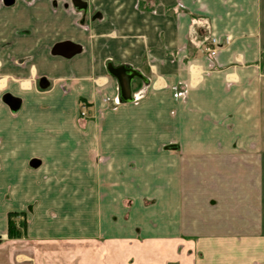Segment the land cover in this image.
Listing matches in <instances>:
<instances>
[{
	"label": "crops",
	"instance_id": "obj_1",
	"mask_svg": "<svg viewBox=\"0 0 264 264\" xmlns=\"http://www.w3.org/2000/svg\"><path fill=\"white\" fill-rule=\"evenodd\" d=\"M75 1L0 0V255L13 214L34 247L264 264V0Z\"/></svg>",
	"mask_w": 264,
	"mask_h": 264
},
{
	"label": "rangeland",
	"instance_id": "obj_2",
	"mask_svg": "<svg viewBox=\"0 0 264 264\" xmlns=\"http://www.w3.org/2000/svg\"><path fill=\"white\" fill-rule=\"evenodd\" d=\"M18 217L15 215L12 221L17 227L16 234L19 237L9 240L21 241L13 244V246H9L6 253L0 255L1 264H13L11 261L13 251L18 253L16 264H96L99 259L101 263L106 262L109 253L112 254L113 260H116V264H125L126 259L129 257V253L125 251L124 246L118 245L114 247L108 246L105 243H51L40 244L34 247L29 242L22 241L26 237L25 225L22 222H20V226L16 224V222L18 223ZM2 243L0 241V244Z\"/></svg>",
	"mask_w": 264,
	"mask_h": 264
},
{
	"label": "water",
	"instance_id": "obj_3",
	"mask_svg": "<svg viewBox=\"0 0 264 264\" xmlns=\"http://www.w3.org/2000/svg\"><path fill=\"white\" fill-rule=\"evenodd\" d=\"M15 0H4V4L6 6H12L14 5ZM74 5L76 7L79 8L80 11H85L87 9V4L82 3V1H75ZM81 52V47L76 46L72 43H62L57 45L54 48L53 54L54 55H61L63 57L66 58H72L73 56H75L76 54H79ZM44 82L41 83V87L42 88H47L48 87V83L47 84H43ZM122 88L125 91L126 94H128L129 97L126 98L127 101H132V99L130 98V91H131V85L130 83L128 84V82H122ZM4 102L10 107L12 112H17L20 109L21 106V100L16 99L10 95H6L4 97ZM40 165L39 161H33V163H31V166L33 168H36Z\"/></svg>",
	"mask_w": 264,
	"mask_h": 264
},
{
	"label": "trees",
	"instance_id": "obj_4",
	"mask_svg": "<svg viewBox=\"0 0 264 264\" xmlns=\"http://www.w3.org/2000/svg\"><path fill=\"white\" fill-rule=\"evenodd\" d=\"M15 215H10V219H9V226H8V238L9 239H14L15 237H19L18 234H16V225L13 223L12 221V218L14 217Z\"/></svg>",
	"mask_w": 264,
	"mask_h": 264
},
{
	"label": "built area",
	"instance_id": "obj_5",
	"mask_svg": "<svg viewBox=\"0 0 264 264\" xmlns=\"http://www.w3.org/2000/svg\"><path fill=\"white\" fill-rule=\"evenodd\" d=\"M212 44L214 46H217V47H221V44L218 43L216 40H212ZM208 52L210 53L211 57H216L217 53H218V49H208ZM83 116H85V113H83Z\"/></svg>",
	"mask_w": 264,
	"mask_h": 264
},
{
	"label": "flooded vegetation",
	"instance_id": "obj_6",
	"mask_svg": "<svg viewBox=\"0 0 264 264\" xmlns=\"http://www.w3.org/2000/svg\"><path fill=\"white\" fill-rule=\"evenodd\" d=\"M84 11V10H83ZM86 11H88V6H87V9H86ZM85 12V11H84Z\"/></svg>",
	"mask_w": 264,
	"mask_h": 264
}]
</instances>
